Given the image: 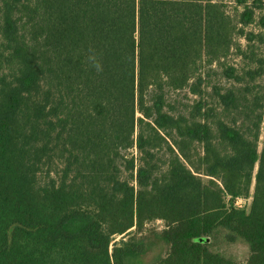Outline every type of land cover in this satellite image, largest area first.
Returning <instances> with one entry per match:
<instances>
[{"label": "trees", "instance_id": "trees-1", "mask_svg": "<svg viewBox=\"0 0 264 264\" xmlns=\"http://www.w3.org/2000/svg\"><path fill=\"white\" fill-rule=\"evenodd\" d=\"M235 2L232 22L222 0H0V264H135L153 221L156 264H235L197 242L219 228L264 264V94L221 67L264 35Z\"/></svg>", "mask_w": 264, "mask_h": 264}, {"label": "rangeland", "instance_id": "rangeland-1", "mask_svg": "<svg viewBox=\"0 0 264 264\" xmlns=\"http://www.w3.org/2000/svg\"><path fill=\"white\" fill-rule=\"evenodd\" d=\"M236 0H222L223 9L226 14L230 17L232 22H235L237 19L238 13L242 10L241 7L237 6ZM247 5L249 8L253 9L255 13V22L251 23L244 29V32H253L256 35H264V28L259 26L258 18L264 15V0H248ZM230 28L234 29L232 32V39L235 43L242 46V50L246 45L244 38L240 36L239 29H242L240 26H236V23H230ZM262 38L257 39V43L253 45L254 54L248 55L247 58L239 56L235 51H231L221 63V67H233L236 69L237 73L242 75L243 78L241 84H235L237 88H243L244 85L249 84L250 89L254 94H258L259 97H262L264 94V43H259ZM250 59V60H249ZM261 65L262 67H260ZM248 70H254L257 73H260V77L252 81L250 78L245 77V73ZM218 71V69H217ZM208 92L204 96L206 98V111L209 109H214L216 107L214 98L211 97V87L224 88L230 85V81H227L222 77V70L213 74L208 81ZM183 98V96H182ZM208 112L207 119L211 123L215 120L213 118L216 113L209 114ZM217 119V118H216ZM264 147V111H263V120L260 126V137L258 141V154L262 153ZM51 171H56V166L50 167ZM257 170V165L255 172ZM52 177V176H51ZM41 183H46L47 176L41 175L39 177ZM254 190V181L252 182L250 193L245 198H238L234 202V206L238 208L248 209L251 201ZM165 228L163 221H153L146 223L142 230L136 234L137 241L141 247V251L135 259V264H156L161 259L165 258L170 251V246L164 241L162 237V231ZM231 235L227 230L222 228L217 229L212 235L207 237L205 240L201 239L197 242L205 246L210 252L218 254L228 260H231L235 264H246L248 258L250 257L249 246L239 237H236L234 242H230L228 237ZM118 240V239H117Z\"/></svg>", "mask_w": 264, "mask_h": 264}, {"label": "clouds", "instance_id": "clouds-1", "mask_svg": "<svg viewBox=\"0 0 264 264\" xmlns=\"http://www.w3.org/2000/svg\"><path fill=\"white\" fill-rule=\"evenodd\" d=\"M89 59L95 61V57H90ZM94 67L97 69V71L101 70V66L98 63H94Z\"/></svg>", "mask_w": 264, "mask_h": 264}]
</instances>
